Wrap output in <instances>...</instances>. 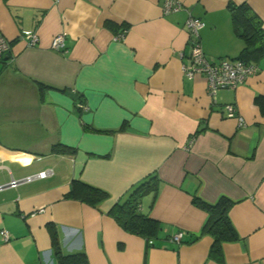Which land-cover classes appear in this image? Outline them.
Returning a JSON list of instances; mask_svg holds the SVG:
<instances>
[{
    "label": "crops",
    "instance_id": "0c3cea01",
    "mask_svg": "<svg viewBox=\"0 0 264 264\" xmlns=\"http://www.w3.org/2000/svg\"><path fill=\"white\" fill-rule=\"evenodd\" d=\"M174 1L181 9L164 14L165 0H0L10 45L0 60V186L50 171L0 189V232L10 238L0 234V264H55L47 223L64 254L84 252L89 264H264V60L215 99L205 77L182 71L188 17L204 23L208 61L234 60L244 43L228 6H249L264 28V0ZM22 31L37 35L34 47ZM59 34L64 51L51 48ZM228 104L243 126L226 117ZM56 144L73 152L53 154ZM153 176L160 189L140 204L161 224L150 244L108 212ZM73 180L108 197L94 207L66 198ZM194 197L233 203L239 238L219 258L201 236L208 214Z\"/></svg>",
    "mask_w": 264,
    "mask_h": 264
},
{
    "label": "trees",
    "instance_id": "16d2710c",
    "mask_svg": "<svg viewBox=\"0 0 264 264\" xmlns=\"http://www.w3.org/2000/svg\"><path fill=\"white\" fill-rule=\"evenodd\" d=\"M228 10L231 16L232 29L244 43L243 49L234 60L258 65L264 60V28H262L261 20L245 4L240 6L229 5ZM258 101L261 103L260 98ZM50 151L53 154H70L73 152L71 148L61 144L53 145ZM160 186L161 181L156 176L143 181L130 192L122 203L113 205L108 214L125 232L142 237L146 242L158 239L161 224L150 218L148 212H142L140 204L144 197L150 194L154 197ZM107 197L108 194L105 191L77 180L71 182L70 190L66 195V198L93 207ZM192 203L208 214L201 236H210L213 239L209 255L219 258L222 244L236 241L239 238L229 218V210L233 203L226 197H220L215 204H209L194 197ZM46 230L50 236L55 264H89L84 252L68 254L62 252L57 228L53 223H47ZM197 239L198 237L194 241Z\"/></svg>",
    "mask_w": 264,
    "mask_h": 264
},
{
    "label": "built area",
    "instance_id": "2783aa9c",
    "mask_svg": "<svg viewBox=\"0 0 264 264\" xmlns=\"http://www.w3.org/2000/svg\"><path fill=\"white\" fill-rule=\"evenodd\" d=\"M181 5L174 0H165L162 10L164 14L179 11ZM189 36H190V50L188 61L183 65L182 71L187 79H193L196 76H203L207 80V91L211 98L215 99L217 91L223 89H235L239 85L243 84L249 77L255 75L258 72V66L256 64H245L238 60L220 59L217 62H210L206 59L200 42L199 31L204 26V23L198 19L188 17L185 22ZM124 32L115 37L116 40L122 39ZM21 39L26 40L30 47H34L38 38L33 31H22L19 35ZM51 48L57 51H64V36L57 35L52 39ZM10 45L7 39L0 31V60L9 51ZM82 107V105L80 106ZM224 111L227 118H234L237 120L238 125L243 126L244 121L238 115L236 108L232 104L224 106ZM50 175V171H43L34 176H28L22 180H11L10 183L4 187H16L22 183H28L35 179H42ZM4 241L9 240V234L6 231L0 232ZM184 236L183 232H179L172 237V242L180 243ZM150 244L151 241H148Z\"/></svg>",
    "mask_w": 264,
    "mask_h": 264
},
{
    "label": "water",
    "instance_id": "95a60500",
    "mask_svg": "<svg viewBox=\"0 0 264 264\" xmlns=\"http://www.w3.org/2000/svg\"><path fill=\"white\" fill-rule=\"evenodd\" d=\"M0 187H4V186H0Z\"/></svg>",
    "mask_w": 264,
    "mask_h": 264
},
{
    "label": "rangeland",
    "instance_id": "374dc122",
    "mask_svg": "<svg viewBox=\"0 0 264 264\" xmlns=\"http://www.w3.org/2000/svg\"><path fill=\"white\" fill-rule=\"evenodd\" d=\"M220 60V59H219ZM215 62H217V61H215Z\"/></svg>",
    "mask_w": 264,
    "mask_h": 264
}]
</instances>
